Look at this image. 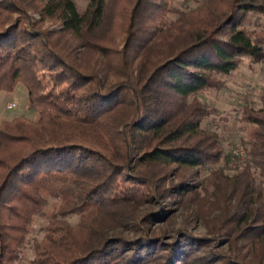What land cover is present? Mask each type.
Wrapping results in <instances>:
<instances>
[{"label": "trees", "instance_id": "trees-1", "mask_svg": "<svg viewBox=\"0 0 264 264\" xmlns=\"http://www.w3.org/2000/svg\"><path fill=\"white\" fill-rule=\"evenodd\" d=\"M86 1L0 0V92L39 116L0 122V264H264V91L243 157L200 98L264 52V0Z\"/></svg>", "mask_w": 264, "mask_h": 264}, {"label": "rangeland", "instance_id": "rangeland-1", "mask_svg": "<svg viewBox=\"0 0 264 264\" xmlns=\"http://www.w3.org/2000/svg\"><path fill=\"white\" fill-rule=\"evenodd\" d=\"M75 1L81 9H84L87 5L86 0ZM178 1L176 0L177 5H179ZM181 2L182 0L179 3L181 4ZM186 6H188V9H193L198 5L191 3ZM30 13L34 15L32 12ZM34 16L38 20L40 19L38 15ZM44 27H51V22L46 21ZM255 27L258 30L264 29V18L260 21L252 18L249 29ZM224 81L225 88L222 91L201 95L200 98L202 102L216 111L203 123V126L213 125L211 129L221 137L226 154L231 156L234 150L242 147L241 141L246 137L244 125L239 122L243 106L249 104L256 109L261 107V97L264 91V52L254 58H244L239 69L231 77L225 78ZM10 104H15L16 107L8 109ZM19 116H26L32 120L37 117V113L28 108V90L22 83L17 85L13 93L0 92V122ZM208 175L209 173L204 171L198 177H195V181L199 183ZM172 182L176 183L177 180L173 178ZM77 220V218H73L70 221L75 224ZM45 223L46 220H37L35 232L30 237L27 245V260L32 255V244L35 240H41L43 236L41 229ZM193 231L200 236L207 235L205 228L200 223L194 226Z\"/></svg>", "mask_w": 264, "mask_h": 264}, {"label": "built area", "instance_id": "built-area-1", "mask_svg": "<svg viewBox=\"0 0 264 264\" xmlns=\"http://www.w3.org/2000/svg\"><path fill=\"white\" fill-rule=\"evenodd\" d=\"M15 107H16L15 104H10V105L8 106V109H13V108H15ZM233 154H234V155H238V156L243 157V156L245 155V152H244L243 150H234Z\"/></svg>", "mask_w": 264, "mask_h": 264}, {"label": "crops", "instance_id": "crops-1", "mask_svg": "<svg viewBox=\"0 0 264 264\" xmlns=\"http://www.w3.org/2000/svg\"><path fill=\"white\" fill-rule=\"evenodd\" d=\"M38 117H39V116H38V114H37V117H36V119H35V120H37V119H38Z\"/></svg>", "mask_w": 264, "mask_h": 264}]
</instances>
